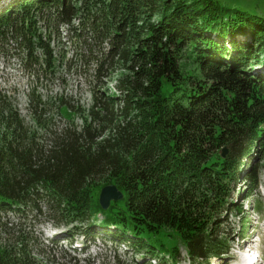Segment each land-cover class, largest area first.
I'll list each match as a JSON object with an SVG mask.
<instances>
[{"label": "trees", "instance_id": "trees-1", "mask_svg": "<svg viewBox=\"0 0 264 264\" xmlns=\"http://www.w3.org/2000/svg\"><path fill=\"white\" fill-rule=\"evenodd\" d=\"M51 8L79 38L84 70L115 81V91L94 87L88 108L37 90H50L59 67L75 69L38 35ZM218 26L231 47L215 38ZM9 35L27 40L29 59L39 47L45 59L26 66L35 84L27 116L16 92L0 90V264H97V237L162 264H177L180 246L163 254L160 235L177 237L192 261L230 254L220 217L243 204L229 202L228 185L246 165L251 198L264 157V73L252 70L264 63L263 15L221 0H15L0 13V37ZM56 103L81 122L46 118ZM252 150L257 158L247 165ZM108 184L124 197L105 210L99 194Z\"/></svg>", "mask_w": 264, "mask_h": 264}, {"label": "rangeland", "instance_id": "rangeland-1", "mask_svg": "<svg viewBox=\"0 0 264 264\" xmlns=\"http://www.w3.org/2000/svg\"><path fill=\"white\" fill-rule=\"evenodd\" d=\"M15 0H0V13L7 6L11 5V2ZM82 1L78 2L80 5ZM238 3L240 6L246 9H252L264 16V0H221V4H233ZM198 3H195V6ZM198 11H201L199 9ZM44 12L47 14H41L39 17V22L37 23L36 29H38V35L42 36L44 41L50 44V47L55 49L57 56L56 61L60 64L66 65L67 60H72L74 63V68L72 71L66 70V67H59L58 70L53 73L54 77H49V84H47L49 91L45 88V79H41V82L45 84L39 85L37 90L42 91V93H49L50 95L63 96L66 100L71 101L72 103H78L86 106V108L92 105V92L95 88H113L112 91H115V81L110 78H103L99 81L95 76L91 75L92 71L86 72L84 70L83 61L77 57L76 54L79 53L82 46L79 38H76L73 32L67 27L66 23L60 22V17L54 8L45 9ZM90 15V14H89ZM88 14H80L77 18H80L84 21L85 25L91 27V24L87 22ZM157 19V18H153ZM205 20L202 17V23ZM78 28V27H77ZM79 29V28H78ZM213 34L216 35V39L224 41L230 46L229 37H222L220 34V26H218ZM221 32L225 33L221 30ZM223 34V35H224ZM210 37V35H209ZM30 39L27 36V39ZM213 38V37H212ZM242 40H250L249 35L243 34L241 36ZM20 40H25L21 42ZM27 40L25 38L18 37L13 38L12 35L0 37V90L7 89L9 93L16 92L17 98L20 104L21 112L27 116V93L30 87H34L35 84H30L28 80L29 71L26 69L27 65L33 64L34 68L38 69L39 65L44 63V53L43 48H36L33 58H28V52L26 50ZM97 49V48H96ZM82 49V52L83 53ZM66 51L67 53H64ZM79 53V54H81ZM97 54V50L93 52ZM73 55H75L73 57ZM259 59L264 61V52L259 53ZM254 61V60H253ZM95 62V60H93ZM93 62L89 63V66L86 65V70L93 68ZM256 68V69H255ZM252 70L262 71L264 73V63L256 65ZM32 73H34L32 71ZM91 75V76H90ZM115 77L114 79H117ZM31 81H35V78L32 76ZM95 87V88H94ZM167 86H164L162 93L168 94ZM12 97V96H11ZM51 110L47 111L45 117L54 120L55 123L59 124V121L64 123L66 121H75L77 123L81 122L80 116H77L71 111H68L66 108L62 107L60 114L61 106L56 103V105L50 107ZM252 150V153L249 155V158L243 160L244 163L248 164L254 161L257 158V153ZM228 153V152H227ZM226 153V156H227ZM259 164L256 167L258 185L256 190L252 191L253 195L251 198H246L245 193H243L246 187V183L243 180L245 173V166L240 168V177L238 180H232L228 185L231 190V194L227 197L229 202L234 203V207H237L241 203L243 204V210L239 211L241 206H238L236 210L229 214H224L220 217L221 220H225V224L221 226V231L228 235L230 242V254L225 257H212L210 260H198L195 261L189 260L186 257L185 249L181 241L177 237L160 235L162 242L165 245V248L160 247L163 254L167 253L168 249L179 244L180 254L178 256L177 264H242L239 260L241 259V249L242 247L248 244L251 246V253L256 254V247L259 245V242L264 240V157L260 159ZM256 187L252 185V188ZM232 188V189H231ZM123 193V192H122ZM124 195V194H123ZM124 197V196H123ZM122 197V198H123ZM122 198L118 199L121 200ZM226 199V200H227ZM113 199V201H118ZM253 202L252 205L250 204ZM263 204V211L258 213L259 204ZM231 205V203H230ZM244 211V212H243ZM102 214L99 215V220L103 219ZM248 220V226H244L245 221ZM242 226V228H241ZM44 229L48 233H52L56 230L52 222L46 217L43 224ZM172 233V230L170 231ZM257 232L259 236L257 237ZM16 235V234H15ZM81 243V240H78V244ZM246 244V245H245ZM90 250L95 257H99L97 264H134L132 260L145 258L144 262L148 264H162V261L159 258L151 256L150 253H145V250L134 251L133 246L127 242H119V244H113L109 240H105L102 237L95 238V241L90 244ZM250 248V247H249ZM151 259H155L154 262ZM118 260V262H117Z\"/></svg>", "mask_w": 264, "mask_h": 264}, {"label": "water", "instance_id": "water-1", "mask_svg": "<svg viewBox=\"0 0 264 264\" xmlns=\"http://www.w3.org/2000/svg\"><path fill=\"white\" fill-rule=\"evenodd\" d=\"M228 149L227 147L223 148V155L225 156L227 153ZM124 195L122 191L117 187L115 184H109L106 185L102 188L101 193H100V204L104 209L109 208L111 201L113 199H120Z\"/></svg>", "mask_w": 264, "mask_h": 264}, {"label": "bare ground", "instance_id": "bare-ground-1", "mask_svg": "<svg viewBox=\"0 0 264 264\" xmlns=\"http://www.w3.org/2000/svg\"><path fill=\"white\" fill-rule=\"evenodd\" d=\"M250 241H248V243H249ZM247 243V245L246 246H244V247H242V249L243 248H248L249 246H250V244H248ZM239 260H241L240 262L242 263V264H257L259 261L258 260H253V261H250V257L247 255V256H244V257H241V259L239 258Z\"/></svg>", "mask_w": 264, "mask_h": 264}]
</instances>
